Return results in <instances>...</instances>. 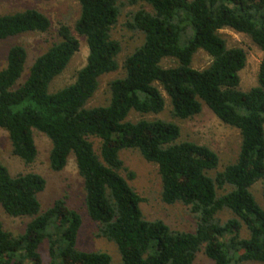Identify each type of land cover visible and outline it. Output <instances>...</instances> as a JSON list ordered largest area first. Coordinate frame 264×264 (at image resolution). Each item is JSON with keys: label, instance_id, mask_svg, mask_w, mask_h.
<instances>
[{"label": "trees", "instance_id": "16d2710c", "mask_svg": "<svg viewBox=\"0 0 264 264\" xmlns=\"http://www.w3.org/2000/svg\"><path fill=\"white\" fill-rule=\"evenodd\" d=\"M79 16L73 30L57 29L58 40L39 54L19 82L26 60L21 44L11 45L0 69V128L8 133L11 151L25 164L37 155L33 130L50 140L49 167L57 172L73 154L82 178L84 207L96 223L97 237L113 242L119 264H193L199 251L214 264H264V208L255 201L251 185L262 180L264 198V57L257 85L238 89L239 71L246 62L240 47L226 46L218 33L230 28L250 37L264 52V0H77ZM145 3L130 12L126 26L143 40L123 61L124 75L109 82L105 105L85 107L98 78L118 68L120 44L110 36L120 8ZM50 21L34 8L0 15V40L25 32H46ZM84 37L88 54L72 83L49 92L51 81L79 50ZM204 50L211 61L203 69L191 66L194 53ZM177 61L163 67V58ZM171 113L191 118L204 103L223 123L239 130L237 159L211 174L218 162L210 147L192 141L176 142L179 126L160 118L126 120L131 110L158 114L164 98ZM91 138L98 139V153ZM135 149L156 164L161 200L180 203L193 215V231L172 229L162 220L146 219L142 198L127 179L119 157ZM225 184L232 186L227 190ZM44 177L34 171L11 175L0 162V206L13 217L31 219L22 233L12 234L0 223V264H40L39 246L48 245V264H110L109 254L76 247L81 225L78 212L60 197L43 211L38 194ZM234 214L225 220L218 213ZM248 230L241 237V227Z\"/></svg>", "mask_w": 264, "mask_h": 264}, {"label": "rangeland", "instance_id": "374dc122", "mask_svg": "<svg viewBox=\"0 0 264 264\" xmlns=\"http://www.w3.org/2000/svg\"><path fill=\"white\" fill-rule=\"evenodd\" d=\"M139 7L150 10V7L141 2L136 5L124 4L120 8L116 24L110 30V36L120 44V51L115 59L118 68L115 71L107 72L98 78V86L92 97L87 101L85 107L105 105L110 99L109 82L124 75L123 61L143 40V35L138 31L130 30L126 26L130 12ZM27 8H34L42 12L50 21V27L46 32H25L0 40V69L5 65L8 48L13 44H21L25 47L27 55L23 66V72L19 78L22 82L28 73L29 66L33 60L43 53L53 42L58 40L57 29L59 25L66 24L73 30L74 23L79 16V4L77 0H0V15L22 11ZM220 36L225 40L226 46L240 47L246 53V62L239 71L238 89L248 91L257 85V72L264 52L255 45L250 37L244 33L236 32L230 28L218 30ZM80 43L79 50L72 56L65 69L56 76L49 84L48 91H55L65 85L72 83L78 69L85 63L88 48L84 37L74 33ZM211 61V57L202 49H198L192 58L191 66L195 69H203ZM177 61L174 58H163V67L175 66ZM163 98L164 107L158 114H139L131 110L126 120L134 121L139 118L154 119L160 118L176 123L180 128V135L176 142L192 141L204 144L214 150L218 155L216 167L211 170L212 176L217 171H221L230 163H233L238 156L241 136L237 128L231 127L221 122L210 109L202 103V109L197 115L180 119L171 113L169 98L163 89L158 87ZM33 139L37 149L35 160L30 164H25L19 157L11 151L8 133L0 128V162L6 166L11 175L34 171L41 174L45 179V188L38 194V199L43 211L50 206L53 201L63 197L68 207L76 210L81 217V225L77 233L76 247L83 251H101L110 255V264L120 263V254L116 245L102 237H97L96 223L92 221L86 213L83 199L82 178L77 172L73 154H69L66 165L60 171L54 172L49 167L48 154L51 147L48 137L33 130ZM94 148L98 151V139L91 138ZM119 157L123 162L125 170L121 174L126 178V172L134 173L132 179H127L130 186L142 198L140 209L143 216L148 220H162L172 229L180 231H193L196 221L188 208L180 203L165 204L160 197L161 180L156 164L146 161L135 149H122ZM227 190L232 186L225 184ZM250 191L258 205L264 208V198L262 196V180L254 182ZM220 219L225 220L234 216L229 210L218 213ZM31 218L28 216L13 217L6 214L0 206V223L3 229L12 234L22 233L26 224ZM241 237L248 236V230L241 227ZM41 257L40 264L49 263L48 245L44 241L39 246ZM22 264H31L25 260ZM193 264H214L203 251L196 254ZM241 264H263L258 261H245Z\"/></svg>", "mask_w": 264, "mask_h": 264}]
</instances>
